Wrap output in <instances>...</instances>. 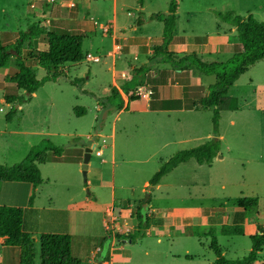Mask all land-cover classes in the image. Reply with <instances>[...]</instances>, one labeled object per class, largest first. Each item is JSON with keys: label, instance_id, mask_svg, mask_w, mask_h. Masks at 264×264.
<instances>
[{"label": "rangeland", "instance_id": "374dc122", "mask_svg": "<svg viewBox=\"0 0 264 264\" xmlns=\"http://www.w3.org/2000/svg\"><path fill=\"white\" fill-rule=\"evenodd\" d=\"M74 1L72 7L62 8L59 7L57 1L0 0V37L6 45L14 44L19 32H25L33 23H39L44 30L73 34L83 33L77 26L71 25L75 24L78 19L85 20L86 13L92 16L97 23L96 37L83 42L82 61L78 64L65 65L64 75L66 77L46 82L36 90L33 96L28 98L25 96L20 104V111H18L19 105L15 108L17 101L14 99L19 94L21 96L22 92L14 84L4 80L5 75H12L17 71L14 57L10 58L5 67H0V129L5 131L0 141V164L9 166L21 161L27 156L30 147L43 139L60 146L63 149V156L60 159L54 160L53 157L49 159L51 155L47 154L51 153L47 151L46 163L37 164L44 181L39 186L41 197L36 204L41 207L50 205L70 207L74 224L93 222L94 226L100 227L99 209L101 207L82 200L83 197L91 198L90 192L96 191L87 181L88 178L94 179L91 173H87L88 166L84 180L82 164L80 168L77 165L78 157L83 161L85 149L91 148L90 154L94 158L101 140L103 138L106 141L109 140L108 136L113 123L116 125L117 136L120 140L125 137L147 138L148 130L139 116L124 113L120 121H114L118 109L112 108L109 111L103 109L98 112L95 110L97 102L105 104L104 106L107 105L105 88L110 85V72L105 69L110 60L109 57L94 55V53L101 54V52H96V49L104 48L106 44L107 46L109 44L107 40L102 42L98 29L99 24L111 18L113 12H116L120 24L132 23L134 19L139 18L146 20L145 33L156 36L160 33L162 25L157 21L148 20V17L152 14H165L170 0H142V8L137 0H116L115 6V0ZM178 3L175 34L184 35L185 39L191 43L189 47H196L197 51L205 48L204 44L207 42L229 44L230 51L221 54L217 59L219 61L228 59L234 52L240 50V44L236 39L235 28L219 20L214 11L230 12L243 18L247 14H252L264 23V0H178ZM101 29L104 34L109 33L107 25L101 26ZM231 30H234L233 34ZM176 40L177 42L185 41L183 37ZM45 42L44 34H42L35 45L33 40H27L21 45L24 63L36 69L37 78H41L46 71L39 67L33 58L28 57L29 47L33 45V48L41 50L46 48ZM119 44L117 40L114 41L113 51L116 54L122 50ZM156 46L158 43L156 44L155 40L150 41L146 46L148 58H151L152 50ZM10 51L15 52L13 49ZM190 51L175 52L172 50L171 52L176 56H181ZM198 53L196 54L202 58H214V56H204ZM98 59L101 61L96 62ZM140 60L144 61L146 57L141 55ZM199 75L207 83L212 84L215 81L212 75ZM121 76L124 75L121 74ZM75 78H79V81L73 85L71 81ZM174 80L183 81L184 79L177 74ZM185 88H187L185 90L187 95L196 97L197 103L200 104L202 89ZM228 95L232 98L231 105L234 108L220 112L217 132L222 136L221 145L219 153L213 158L211 164L200 165L190 159L180 168L163 177L158 187L149 188L146 192H142L140 186L144 172L133 173L123 168V166H128L132 170L133 167L148 169L151 172L147 175L152 176L159 166L175 152L208 140L206 134L213 133L210 109L199 111V115L192 120L189 114L173 116V120L190 119L191 122H195L191 129L195 133L200 134L201 132V139L172 145L146 164L129 162L125 165H116L113 167V174L110 164L99 162L102 175H97L98 183L104 179L101 184L110 183V186L114 184L116 194L120 188L122 195H127L131 200L145 197L149 193L152 201L151 208L155 216L161 215L160 217L164 218L166 223H171L175 216L179 222L174 228L157 229L154 223L156 218L149 217L148 226L146 228L143 226L141 230L142 235L135 236L133 240L124 239L125 243L121 251H114L111 255L107 253L108 259L113 264H214L215 256L209 248V238L192 234V229L195 226L202 228L214 226L218 229L222 223H231L234 210L240 209L236 205L240 198H257L256 206L248 210L244 222L246 224L257 223L264 227V58L255 62L238 77L230 87ZM9 97L13 99L9 101ZM70 105L83 107L85 114L70 113L68 110ZM10 114L8 121L6 116ZM230 120H233L232 124ZM123 123L129 124L131 128L127 135L123 131L119 132ZM96 132L101 136H97ZM95 141L98 145L94 148ZM149 165H155V168L152 170ZM47 178L51 179L50 182L45 181ZM29 186V183L23 182H0V201L4 203L13 201L10 203L14 205L15 203H26L31 195L27 196ZM110 186L106 188L107 192L103 189L100 194L107 198ZM131 186L133 189L130 188ZM10 190L14 191V200H10L8 194ZM52 191L54 192L53 197L51 201H48L45 194L51 195ZM33 193L35 195V192ZM116 199L120 201L118 196ZM202 210L208 216L206 226L199 225L195 217ZM133 222L136 223L135 218ZM186 222L190 225H185ZM134 230L131 231L132 234ZM216 237L218 246L227 259L242 258L251 248L247 236H227L217 233ZM39 238L40 235L37 234L34 238L32 237L35 247L34 264H39L40 261ZM74 245L73 241L71 243L72 253L81 259L82 264H92L86 258L89 253L84 254L77 250L78 254H76ZM252 264H264V248L259 253V258Z\"/></svg>", "mask_w": 264, "mask_h": 264}, {"label": "trees", "instance_id": "16d2710c", "mask_svg": "<svg viewBox=\"0 0 264 264\" xmlns=\"http://www.w3.org/2000/svg\"><path fill=\"white\" fill-rule=\"evenodd\" d=\"M137 1L142 6V0ZM178 8V0H170L165 14L150 16L151 20H158L162 23V31L161 43L154 47L149 60L151 62L166 63L174 70L192 71L215 77L214 83L207 86V94L201 98L200 104L195 102L193 104V106L211 108L214 137L172 154L149 178L148 188L156 185L162 176L169 173L176 166L190 159L195 160L200 165L212 163L213 158L219 153L221 145L217 132L220 112L234 108L231 105L232 98L228 95V91L241 74L245 73L255 62L264 58V23L257 20L252 14H247L243 18L238 14L219 11H214L216 17L235 28L240 50L234 52L224 61L202 58L194 52L176 56L168 50V46L174 35ZM142 22L143 20L140 18L136 20L138 25ZM42 34H44L46 40V48L37 50L31 45L32 47H29L28 52V57L33 58L36 64L46 71L41 78H37L36 69L24 63L21 45L27 40H33L35 45ZM90 36L88 33L73 34L56 30H44L39 23H33L28 26L25 32H19L14 44H3L0 38V67H5L11 57H14L17 67L14 74L4 76L6 82L14 84L17 89L23 91L21 96L14 99L17 104L20 105L25 96L28 98L44 83L66 77L64 75L65 65L74 64L83 59L82 45L84 40ZM11 49L15 52L12 53ZM150 67L151 63L134 69L132 76L120 88L111 87L110 95L106 97L108 103L118 110L121 109L125 102L124 95L130 90L134 92L138 87L145 84V74ZM78 81L79 78H75L71 83L75 85ZM130 97L134 99L135 95ZM12 99V97H9V101ZM9 101L7 102L9 103ZM80 110L83 111L82 108L75 107L73 112L79 115ZM10 117L11 114L6 116V120L9 121ZM47 151L59 156L62 154L63 149L47 139L41 140L30 147L27 156L21 161L9 166L0 164V182H23L37 187L42 183L37 164L45 162ZM32 198L33 195L30 196L29 202ZM149 201L150 195L146 194L141 204L137 206L134 216L136 219L134 234L131 232L122 235L115 234L117 238L133 240L135 236L142 235L141 230L143 226L145 228L148 226L149 218L141 211V208L143 204H148ZM256 204V197L240 198L236 202L240 209L233 213L231 223H222L218 229L214 226L193 227L192 234L209 238V248L215 256L214 264H252L258 259L259 252L264 248V227L257 223L246 224L244 222L248 210ZM122 205H128V201L123 202ZM154 223L160 225L161 220L156 219ZM217 233L227 236H247L251 243L248 254L242 258L227 259L218 246ZM0 238H3L0 242V248L2 246L18 248L19 264H34L35 247L31 235L24 229V210L22 207L0 205ZM110 238L111 234L106 233L98 239L99 245ZM71 243L72 236L67 233L41 234L39 238V264H82L81 259L72 253Z\"/></svg>", "mask_w": 264, "mask_h": 264}, {"label": "crops", "instance_id": "0c3cea01", "mask_svg": "<svg viewBox=\"0 0 264 264\" xmlns=\"http://www.w3.org/2000/svg\"><path fill=\"white\" fill-rule=\"evenodd\" d=\"M115 4H116V0L114 2V6ZM59 7L65 8L60 4ZM140 8H142V6H140ZM150 16H153V14ZM150 16L148 17V20L152 21L150 19ZM85 17H86L85 20L78 19L75 22V24H72L71 26L73 25L77 26L79 29L82 30L83 33L90 32L91 36L88 39L91 38L94 39L97 35V26H96L97 23L95 22V19L89 14L86 13ZM154 21L161 23L158 20H154ZM145 22L146 20H144L141 24L138 25L136 23V19H134L132 23L129 22L126 24H120L118 14L116 12H113L111 18L106 19L104 22H101L98 28L102 42H105L107 40L109 43L108 46L106 44V47L104 48L96 49V52H101V54L94 53V55L105 56V57H109L110 59L105 68L107 71L110 72V85H108V87L105 88L107 92L106 96L110 95L111 87L114 86L120 88L123 85V83L126 82L132 76V74L134 73V69L147 64L150 65L151 63V67L149 71L145 74V79H144L145 84L141 87H138L134 92L130 90L128 91L127 94L124 95L125 96L124 105L121 109L117 110L114 116V121L115 120L120 121L121 116L124 115V113L130 116H134V115L139 116L141 118L142 124L148 130V137L141 139H133L131 137H125L124 139L120 140L117 136L116 125H114L113 123L112 129L110 130V134L108 136L109 140L106 141L105 138H103L100 142V145H98V142L96 141L93 144L94 148L96 145H98V148L96 149V154H95L96 156L94 158H92V155L90 154L87 173L89 174L91 173L94 179L92 180L88 178L87 181L89 185L91 184L95 188L96 192L94 193L90 192L91 198L83 197L82 200L84 202H88L93 205H98L101 207V209H99V212L101 214V226L96 227L93 225V222L74 224L72 221L70 207H55L53 205H50L48 207L38 206L36 204V201H38L41 197V192L39 188L41 184L38 185L37 187H33L30 184V186L27 188V196H29L30 194H31L30 196L33 195V198L30 202L28 200L26 203L23 204L15 203L14 205L10 203L13 201H8L6 203H4V201L3 202L0 201V205H12L23 208L24 229L33 238L36 234L41 236V234L43 233L70 234L72 236V242L73 241L75 242L74 247L76 250V254H78L77 250H80V252L84 254L89 253L88 255H86V258L88 262L92 264H113L111 260L108 259L107 253L108 255H111V253L114 251H121L123 249V243H125L124 239H126V238H117L115 234L122 235L126 233V230H129V232H131L136 228V223L133 222L135 218L134 215L137 206L140 205L142 200L144 199V197H140V198L138 197V199L131 200L130 198L127 197V195L125 194L122 195L121 193L122 189L120 188L118 189L117 191L118 193L116 194L114 184L113 186L112 185L110 186V183L101 184L104 181V179H102V182L98 183L97 175L100 176L102 175V172L99 170L100 169L99 162H101L102 164H110L112 167L111 172L113 174L114 173L113 167H115L116 165L118 166L125 165L129 162L146 164L150 161H153V159L156 156L162 154L164 150L171 147L172 145H179L186 143L190 140L195 141L197 139H201L202 133L201 132L200 134L197 132L195 133L191 129L195 124V122H191V120L195 116L199 115L200 113L199 111L201 112L207 111L206 109L211 110V108H202L198 106H193L194 102L197 103V98L187 95L185 91L187 89L185 87H190V89L201 88L202 97L207 94V86L210 85V83L203 81V78L199 74L194 75L191 71L174 70L166 63H157L155 61H152L153 62L152 63L149 60L148 58L149 54L145 50L146 46L149 45L150 41H154V40L156 44L158 43V45L161 43L162 28L160 33H157L156 36H152L148 33H145L146 32L144 30ZM105 25L109 27V33L107 34H104L101 29V26H105ZM122 30L124 31L122 32ZM234 30H231V32ZM179 37H183L185 41L177 42L176 39ZM115 40H117V42L120 43L119 46H122L121 47L122 50L119 51V54H116L113 51V45ZM190 44L191 43H189V40L185 39L184 35L182 36L176 35L174 31V35L168 46V50L169 51L173 50L175 52H184L185 50H191L190 52L197 51L196 47H189ZM204 45L205 48L203 47L202 50H199L196 53L199 52L198 54H202L204 56L207 55L211 57L214 56L215 60H217L218 57L221 56V54L230 51L229 44L227 45V43L225 42L223 43L214 42L211 44L207 42ZM141 55H144L146 57V60L144 61L140 60ZM100 61L101 60L98 59L96 62H100ZM144 62L146 63L144 64ZM78 63L79 62L74 64H78ZM121 74H123L124 76H121ZM177 74L180 75L184 80L183 81L174 80ZM20 91L23 94V91L22 90ZM34 93H32L30 96H33ZM191 93L192 92L190 91V94ZM131 95H135V98L134 99L131 98L130 97ZM105 101L107 100L105 99ZM104 105L105 104H100L99 102H97L95 106V110L97 112L102 111L103 109H105V111H109L112 108H115L112 104L108 103V101H107V105L106 106ZM17 106L18 104L15 105V108H17ZM20 106L21 105L18 106L19 107L18 111H20ZM75 107H80L83 109V111L80 110L79 115L85 114L86 112L85 109L77 105H70V107L68 108V110H70V113H74L73 109ZM178 114H189L191 120L190 119H189L190 121L183 120L184 122L180 121V119L173 120V116ZM229 122L230 124H232L233 120H230ZM134 127L138 128L137 125H134ZM130 130L131 128L129 127V124L123 123L121 130H119V132L121 133V131H123L125 135H127L129 134ZM3 134L5 135V131H1L0 129V141L3 139ZM96 134L97 136H101L97 132ZM87 136L89 137V135ZM211 137H214L213 133L206 134L207 139ZM218 138L221 140L222 136L219 134ZM50 153L51 154H47L48 156L51 155L49 156L50 157L49 159L53 157L52 159L56 160V159H60L63 156V154L59 156L54 155L51 151ZM81 164H82V159L78 157L77 165L79 168ZM181 165H184V163H181L178 166H176L169 173L162 176L161 179L169 175L170 173L174 172L178 168H180ZM154 166L155 165L152 166L149 165V168H152L153 170V168H155ZM123 168L125 171L131 170L133 173L144 172V178L140 185L141 191L146 192V190L149 189L148 181L151 175L149 176L147 174H149L151 170L141 169L138 167H133L134 169L132 170V168H129L128 166H123ZM50 180L51 179L49 178L45 179V181L47 182H50ZM160 180L156 185L152 186L151 188L158 187L160 185ZM43 181L44 180L42 179V182ZM109 186H110V190H108L107 193L108 197L106 198V196H103V194L100 193L103 192V189H105V192H107L106 188ZM130 188L133 189L132 186ZM33 192H35V195ZM8 194L10 196V200H14L13 199L14 198L13 196H15L14 191L10 190ZM53 194H54L53 191L51 192V195L45 194L48 201L49 200L51 201ZM117 196L120 198V201L116 199ZM125 201H128V205L123 206L122 203ZM151 204L152 201L150 197V201L147 204L146 211L144 209V213L148 216V218L154 217L156 219L161 220L160 225L155 224V227L157 229L164 227L174 228L175 226H178L179 222L177 221V218L175 216H173L171 223H166L164 218L160 217L161 215L155 216L153 212L154 210H152L151 208ZM108 208H112L114 215L118 217L117 220L118 227L111 231L107 230L106 227L104 226V221L106 219L105 211ZM235 211L236 209L234 210V212ZM63 212H66V214H63ZM195 217L197 218L199 225L206 226L208 224L207 223L208 216L205 215L204 210L198 212ZM185 225H190V224L189 222H186ZM108 232L109 234H111V238L109 240L104 241L102 245H99L98 239L103 237ZM2 240L3 238H0V242ZM0 264H19L18 248L2 246L0 248Z\"/></svg>", "mask_w": 264, "mask_h": 264}, {"label": "built area", "instance_id": "2783aa9c", "mask_svg": "<svg viewBox=\"0 0 264 264\" xmlns=\"http://www.w3.org/2000/svg\"><path fill=\"white\" fill-rule=\"evenodd\" d=\"M50 2H54V1H57L61 6H64V7H72L75 3L74 0H49ZM113 210L112 208H108L106 211H105V221H104V226L106 227L107 230L111 231V230H114L118 227L117 225V220H118V217L116 215H113ZM128 231V230H126ZM129 232V231H128ZM126 232V233H128Z\"/></svg>", "mask_w": 264, "mask_h": 264}, {"label": "water", "instance_id": "95a60500", "mask_svg": "<svg viewBox=\"0 0 264 264\" xmlns=\"http://www.w3.org/2000/svg\"><path fill=\"white\" fill-rule=\"evenodd\" d=\"M90 152H91V148L85 149L84 158L82 161V176H83L84 180L86 179V170H87L88 161L90 158ZM146 207H147V204H143L141 211L144 212V209H146Z\"/></svg>", "mask_w": 264, "mask_h": 264}]
</instances>
